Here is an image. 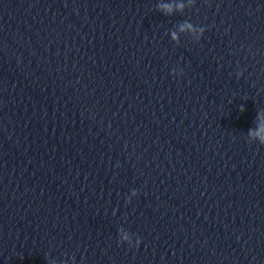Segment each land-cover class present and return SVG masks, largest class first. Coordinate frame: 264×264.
Returning <instances> with one entry per match:
<instances>
[{"label": "clouds", "instance_id": "9594fccd", "mask_svg": "<svg viewBox=\"0 0 264 264\" xmlns=\"http://www.w3.org/2000/svg\"><path fill=\"white\" fill-rule=\"evenodd\" d=\"M163 8V10H165L166 12L168 13H171L173 11V5L172 4H164L161 6ZM178 8L182 9L183 8V5L182 4H179L177 5ZM185 28H192V25L191 24H182L180 26V30L181 31H184ZM201 31L203 32L204 29H201ZM172 36H173V39H176V33H172ZM243 110V109H241ZM253 135H258L260 136L261 138V142L264 143V127H261L260 131L257 132V133H253ZM125 240L128 239L127 236L124 237ZM139 244H140V240L138 239L137 242H136V247H139Z\"/></svg>", "mask_w": 264, "mask_h": 264}]
</instances>
